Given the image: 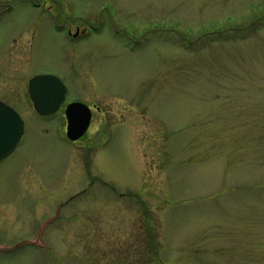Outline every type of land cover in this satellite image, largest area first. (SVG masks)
Listing matches in <instances>:
<instances>
[{
  "label": "rangeland",
  "instance_id": "374dc122",
  "mask_svg": "<svg viewBox=\"0 0 264 264\" xmlns=\"http://www.w3.org/2000/svg\"><path fill=\"white\" fill-rule=\"evenodd\" d=\"M22 1L0 19L24 122L0 160V264H264V0ZM46 70L94 110L74 142L65 105L28 98Z\"/></svg>",
  "mask_w": 264,
  "mask_h": 264
},
{
  "label": "water",
  "instance_id": "95a60500",
  "mask_svg": "<svg viewBox=\"0 0 264 264\" xmlns=\"http://www.w3.org/2000/svg\"><path fill=\"white\" fill-rule=\"evenodd\" d=\"M64 87L60 80L52 75L36 76L29 81V92L34 108L41 115L54 112L63 99ZM67 137L74 141L86 131L91 114L81 103H71L66 109ZM23 130V123L18 115L5 105L0 106V159L13 151ZM8 248H0L7 250Z\"/></svg>",
  "mask_w": 264,
  "mask_h": 264
},
{
  "label": "flooded vegetation",
  "instance_id": "af4514ba",
  "mask_svg": "<svg viewBox=\"0 0 264 264\" xmlns=\"http://www.w3.org/2000/svg\"><path fill=\"white\" fill-rule=\"evenodd\" d=\"M23 1L22 0H0V19L3 18L5 15H7L8 13H11L15 10L16 6L19 4V3H22ZM29 2V3H28ZM27 3L31 6H33L34 8H45L46 10H49L51 9V4L52 2L49 1V0H27ZM65 26V25H64ZM63 26V27H64ZM80 28L78 26H75V33L74 34H71L70 33V27H68L67 29V34L69 36H73V37H77L79 34H82L83 31L85 30H79ZM17 45H16V42L14 43V46L13 48H15ZM43 73H52L51 71L49 70H46V71H42V72H39L37 74H43ZM53 74V73H52ZM35 75V74H34ZM33 76V75H32ZM30 78V77H29ZM28 78V80H29ZM61 80L66 84V82L61 78ZM26 88H27V95H28V98L30 100V97H29V93H28V81H27V84H26ZM67 85V84H66ZM68 87V85H67ZM3 90V89H0V91ZM4 95L2 92H0V102L6 104L7 103V100L4 98ZM67 97V95H66ZM71 101V100H70ZM70 101H68L67 103H69ZM31 102V100H30ZM66 102V100L64 101V103ZM63 103V104H64ZM32 104V103H31ZM92 110V119L94 117V110L93 108H91ZM64 113V112H63Z\"/></svg>",
  "mask_w": 264,
  "mask_h": 264
}]
</instances>
